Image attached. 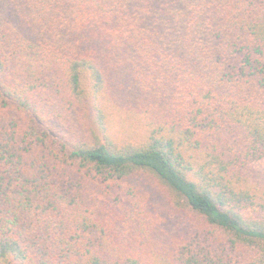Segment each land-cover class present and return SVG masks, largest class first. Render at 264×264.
Instances as JSON below:
<instances>
[{
	"label": "trees",
	"instance_id": "1",
	"mask_svg": "<svg viewBox=\"0 0 264 264\" xmlns=\"http://www.w3.org/2000/svg\"><path fill=\"white\" fill-rule=\"evenodd\" d=\"M261 162L264 0H0V264H264Z\"/></svg>",
	"mask_w": 264,
	"mask_h": 264
},
{
	"label": "rangeland",
	"instance_id": "2",
	"mask_svg": "<svg viewBox=\"0 0 264 264\" xmlns=\"http://www.w3.org/2000/svg\"><path fill=\"white\" fill-rule=\"evenodd\" d=\"M126 116L123 113L117 112L115 114V131L121 132V135L124 133H131L135 131L137 126L135 119H129L125 121ZM122 122V123H121ZM126 122L127 128H125L124 123ZM244 185L251 189L255 193L260 195L264 194V162L261 163H251L247 166L244 172Z\"/></svg>",
	"mask_w": 264,
	"mask_h": 264
}]
</instances>
